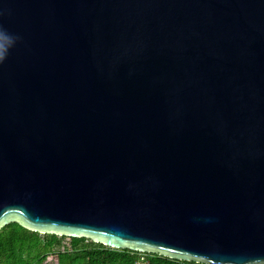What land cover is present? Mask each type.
Returning <instances> with one entry per match:
<instances>
[{
  "label": "water",
  "instance_id": "obj_1",
  "mask_svg": "<svg viewBox=\"0 0 264 264\" xmlns=\"http://www.w3.org/2000/svg\"><path fill=\"white\" fill-rule=\"evenodd\" d=\"M264 264V0H0V228Z\"/></svg>",
  "mask_w": 264,
  "mask_h": 264
},
{
  "label": "trees",
  "instance_id": "obj_2",
  "mask_svg": "<svg viewBox=\"0 0 264 264\" xmlns=\"http://www.w3.org/2000/svg\"><path fill=\"white\" fill-rule=\"evenodd\" d=\"M53 256L51 262L47 257ZM0 264H210L158 252L114 248L89 237H69L30 229L18 221L0 228Z\"/></svg>",
  "mask_w": 264,
  "mask_h": 264
},
{
  "label": "rangeland",
  "instance_id": "obj_3",
  "mask_svg": "<svg viewBox=\"0 0 264 264\" xmlns=\"http://www.w3.org/2000/svg\"><path fill=\"white\" fill-rule=\"evenodd\" d=\"M53 259H54L53 256H52V255H49V256L47 257V262H51Z\"/></svg>",
  "mask_w": 264,
  "mask_h": 264
}]
</instances>
